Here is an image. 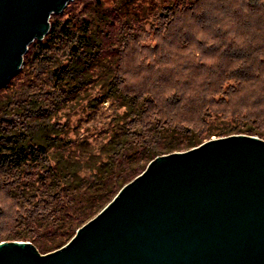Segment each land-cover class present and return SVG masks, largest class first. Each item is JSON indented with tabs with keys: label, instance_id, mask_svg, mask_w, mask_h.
<instances>
[{
	"label": "trees",
	"instance_id": "trees-1",
	"mask_svg": "<svg viewBox=\"0 0 264 264\" xmlns=\"http://www.w3.org/2000/svg\"><path fill=\"white\" fill-rule=\"evenodd\" d=\"M183 5L185 0H89L79 15L51 13L48 32L29 43L22 66L0 86V193L14 206L10 212V205L0 207V228H7L0 241L29 240L40 252L54 250L155 156L212 135H264L233 123L236 112L203 106L169 116L178 97L165 112L147 87H122L121 63L132 46L170 28L178 12L192 7ZM232 77L256 78L248 70ZM168 80L160 75L152 86ZM229 89L238 90L228 85L225 96ZM106 100L114 109L99 137L69 134L60 112L83 108L90 115ZM213 103L227 101L222 96Z\"/></svg>",
	"mask_w": 264,
	"mask_h": 264
},
{
	"label": "water",
	"instance_id": "water-1",
	"mask_svg": "<svg viewBox=\"0 0 264 264\" xmlns=\"http://www.w3.org/2000/svg\"><path fill=\"white\" fill-rule=\"evenodd\" d=\"M69 0H0V86ZM0 264H264V138L160 154L60 247L0 241Z\"/></svg>",
	"mask_w": 264,
	"mask_h": 264
},
{
	"label": "clouds",
	"instance_id": "clouds-1",
	"mask_svg": "<svg viewBox=\"0 0 264 264\" xmlns=\"http://www.w3.org/2000/svg\"><path fill=\"white\" fill-rule=\"evenodd\" d=\"M188 5L170 28L132 46L135 51L121 63L122 87H147L165 112L178 97L169 116L190 115L203 106L240 115L264 111V0H185L182 7ZM155 45L159 50L151 52ZM242 70L256 78H228ZM160 75L169 77L168 83L153 87ZM228 85L238 90L225 96ZM222 96L227 103H213Z\"/></svg>",
	"mask_w": 264,
	"mask_h": 264
},
{
	"label": "rangeland",
	"instance_id": "rangeland-1",
	"mask_svg": "<svg viewBox=\"0 0 264 264\" xmlns=\"http://www.w3.org/2000/svg\"><path fill=\"white\" fill-rule=\"evenodd\" d=\"M89 0H69L67 4L64 6L62 11L60 12H54V15H56L57 18L64 19L67 16H71L72 14H80L81 13V8L83 5H85ZM113 1L115 0H104L106 5H111L113 4ZM157 1V0H154ZM149 28V26H147ZM157 37L153 33H150L144 41L150 40ZM146 48H149V45L146 44ZM152 46L149 50L151 52H156L158 50H153ZM155 48V47H154ZM16 81H18L16 79ZM114 105L110 104L109 100H106L100 107L99 109L94 113L89 114L88 109H79L77 108L76 110L70 111L69 113H63L60 112V120L64 121L67 119L68 124H69V134L74 135V134H79V135H87L89 137H94L97 136L99 137L103 130H105L108 121L113 113ZM237 117L235 120L233 119V123H236L240 126H246V127H252L255 128L258 131L264 132V111L262 112H255V113H248L245 115H240L236 113ZM91 116V117H88ZM228 119H232L233 117L228 116ZM77 124V125H76ZM74 125V127H72ZM75 130V131H74ZM237 133H245V134H250L247 132H236L232 134H237ZM250 135H255L260 138H264V135L259 134V133H254ZM213 137H219L216 135H212L210 138ZM98 140V139H97ZM0 203L3 204V206H9L7 208V211L14 210V206L12 205L11 200H9L7 197H5L4 193H0ZM5 221V220H4ZM1 234L4 235V233L7 232L6 228V223H4L3 227L0 228ZM29 241V240H28ZM43 253V252H41Z\"/></svg>",
	"mask_w": 264,
	"mask_h": 264
}]
</instances>
